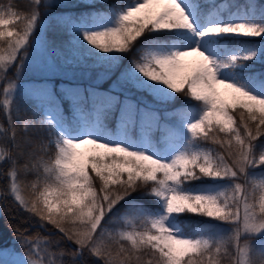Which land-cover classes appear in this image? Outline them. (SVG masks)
I'll list each match as a JSON object with an SVG mask.
<instances>
[{
	"label": "snow or ice",
	"instance_id": "6c2138e0",
	"mask_svg": "<svg viewBox=\"0 0 264 264\" xmlns=\"http://www.w3.org/2000/svg\"><path fill=\"white\" fill-rule=\"evenodd\" d=\"M86 8L96 4L0 6V162L8 166L0 213L10 211L11 196L48 233L17 229L26 251L16 264H264V68L256 67L264 64V4L228 11L214 0H130L85 15ZM46 13L64 14L59 23L72 40L63 51L44 37ZM124 57L129 65L109 92L72 83L77 71L103 67L110 75ZM29 71L42 80L23 90L36 103L22 108L16 81ZM134 90L159 104L178 96L195 104L170 127L155 105L113 94ZM28 174L35 179L25 182ZM204 179L226 183L191 186ZM137 192L154 198L155 210L129 201ZM185 214L229 228L205 224L189 234ZM65 243L71 247L52 251Z\"/></svg>",
	"mask_w": 264,
	"mask_h": 264
},
{
	"label": "trees",
	"instance_id": "16d2710c",
	"mask_svg": "<svg viewBox=\"0 0 264 264\" xmlns=\"http://www.w3.org/2000/svg\"><path fill=\"white\" fill-rule=\"evenodd\" d=\"M28 0H0V6L6 7L9 3H12L15 5V7L19 10H26ZM93 3L96 4L95 9L91 8H86L83 10V13L87 15L88 12H103L107 13V11L110 10L109 6L113 4H118V3H125V0H92ZM249 0H219V4H225L227 5V10L228 11H234L236 8L239 6L240 8H243ZM255 3L257 5L264 4V0H255ZM59 10V9H57ZM52 10L50 9L49 12ZM80 13L78 12H72L70 15H78ZM64 14H58V13H53L52 15L45 14L44 19H47L49 16L57 17L53 18V20L49 23L48 31H47V39L52 41L54 40L58 48L63 51L67 46L68 43L71 41L72 36L70 32L68 31L67 27L59 23V17ZM239 40V39H237ZM129 65V60L127 57H124L121 61H119L117 69L113 71V76L108 78L105 82H92V81H85L84 80V75L81 74L80 77H76L72 83L74 85H79L81 88L87 90L89 87L94 89L97 92L101 93H107L110 91L111 86L113 82L117 79V77L120 75V73L123 71L124 68L128 67ZM258 69L264 68V64L262 65H257L256 66ZM102 70V71H101ZM100 71L104 72L103 67H96L91 70L90 73L96 74ZM80 72V71H79ZM12 73V72H11ZM9 73L10 75H12ZM81 73V72H80ZM99 74V73H98ZM9 75V76H10ZM14 77V75H13ZM94 78V77H93ZM57 80L59 77L56 78ZM42 78H29L27 79L25 84V87L23 88L26 89L29 86H31L33 83L41 81ZM7 84L4 82H0V100L3 99V93H2V88L6 87ZM21 91L19 96L17 97L20 105L22 108L24 107H29L33 104L36 103L34 99L31 97L27 96L24 91ZM59 92V89H57ZM116 95H119L120 100L123 101L125 99V95H128L130 99L133 100V102L137 103L140 106H144L142 104V101L146 100L148 104L155 105V107L158 109V115L162 117L161 119V124H169L170 120H178L179 116L176 115L179 112L185 111L190 109L195 102H189L186 103L183 97H176L173 101L167 103V104H159L155 101V99L149 95L146 94L143 91H137L134 90L130 94L126 92H121V93H113ZM85 95H87V91H85ZM61 102L64 105V113L65 115H68L71 110L69 109L68 106V101L67 99H64L61 97ZM87 105L90 107L91 101L86 102ZM119 110V105L116 106V108L113 109V113L117 112ZM168 112L171 113V116L165 117L164 113ZM109 119L112 121H115L114 115H109ZM17 125H21V122L19 120L16 121ZM171 127L172 125L169 124ZM7 127V113L4 112L2 105H0V128ZM110 129H114L115 127L113 125H110ZM139 129L137 128L135 130L138 131ZM158 136L155 137V139L159 138L162 135V132L160 130L156 131ZM2 135V133H0ZM139 134H135V137H138ZM264 140V138H262ZM0 169L2 170V174L7 172L8 166L2 163L0 165ZM259 171V169L257 170ZM4 181H7L6 176L4 175ZM22 179L25 180V182H30L35 179L34 174H28L26 177H22ZM226 183L225 181H212L208 179H204L201 181L194 182L192 187H200L201 185H208V184H224ZM9 197V196H8ZM4 198V197H2ZM129 201L134 202L137 206L139 207H144L148 208L151 210H155L156 207V202L155 199L152 197H147L144 196L142 193L137 192L134 193L131 197L128 198ZM123 203V202H122ZM7 207L10 209L8 212L0 213V250L4 249H12L13 251L20 253L23 255V253L26 251V249L21 245L19 239H18V233L17 229L19 230H25L27 229L28 232L26 234L28 235H35L36 233H39L41 237L47 236L48 233L45 232L43 229H40L38 226H35L28 218V214L24 212L22 209H19L16 205V203L13 201V198L10 196L7 198ZM125 209H121V212L119 215L121 217L125 216ZM9 216L16 217V221H11L12 219H8ZM185 230L189 234H195L196 230L198 228L203 229L205 224H217L222 228L224 231H227L229 228V225L226 224H220L218 221L211 220L210 218L206 217H199L195 215H190V214H185ZM28 221V222H26ZM113 225H110L109 228L111 229ZM71 246L69 244H62L59 246H54L52 248V251H59L60 248H63L67 250ZM63 260L67 261L69 260V257L65 256L62 257ZM87 260V264H92V260L85 258ZM147 259V258H146ZM2 264V263H0Z\"/></svg>",
	"mask_w": 264,
	"mask_h": 264
},
{
	"label": "rangeland",
	"instance_id": "374dc122",
	"mask_svg": "<svg viewBox=\"0 0 264 264\" xmlns=\"http://www.w3.org/2000/svg\"><path fill=\"white\" fill-rule=\"evenodd\" d=\"M128 2H130V0H126V3H128ZM214 2H215V0H214ZM53 18L57 19V17H53V16H49L47 19H44L45 20L44 37L46 39H47V31H48L49 23L53 20ZM56 64H57V68L58 69H63L64 68V66L60 63L58 58L56 59ZM257 65L260 66V64H257ZM11 72L12 71L10 70L9 73H11ZM12 73H11L12 75L9 74L10 77H13L14 72H12ZM98 73H96V74L90 73L89 75H84L83 78H84L85 81H92V82L98 83V82H105L108 78L113 76V72L110 75H106V76L102 75V73H104V72L100 73V71H99ZM80 76H81V73L79 71H77L76 72V77H80ZM29 78H38V79H40L42 77L36 72L29 71V72L23 73L21 75L20 79L16 81L18 86H20L19 94L23 90V88L25 87V84L27 85L26 81ZM157 136H158L157 132L154 131L153 132V138L155 139V137H157ZM2 163L3 162H0V165ZM4 178L5 177L2 174V170L0 169V199H3L2 198L3 197V189H4V185L7 183V181L3 180ZM9 197H7V198H9ZM12 218H14V219L11 220V221H16V219H17L16 217H12V216H9L8 219H12ZM22 258H23L22 254L13 251L11 248L10 249L0 250V263H2V264H16V262L19 261Z\"/></svg>",
	"mask_w": 264,
	"mask_h": 264
}]
</instances>
